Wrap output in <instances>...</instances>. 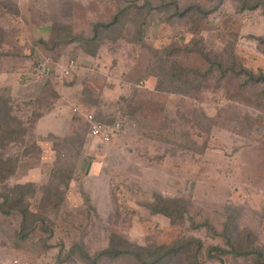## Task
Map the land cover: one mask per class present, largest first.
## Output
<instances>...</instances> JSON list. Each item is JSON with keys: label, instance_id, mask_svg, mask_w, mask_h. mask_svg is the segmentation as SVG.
Wrapping results in <instances>:
<instances>
[{"label": "rangeland", "instance_id": "obj_1", "mask_svg": "<svg viewBox=\"0 0 264 264\" xmlns=\"http://www.w3.org/2000/svg\"><path fill=\"white\" fill-rule=\"evenodd\" d=\"M144 1L0 0V94L13 98V114L37 144L31 155L20 158L9 185L29 181L39 188L50 181L52 170L73 177L48 223L52 233L39 224L22 242L16 237L22 215L0 212V264H90L77 256L69 259L67 251L79 243L94 259L109 246L112 234L141 246L195 236L203 241V254L210 246L228 249L220 234L191 228L189 217L219 232L227 216H234L240 229L251 231L257 245L264 246V93L242 88L241 79L225 65L189 93L166 81L161 72L168 63L160 69V60L176 46L182 49L174 59L199 72L208 67L200 50L225 64L235 58L240 66L264 72V43L258 39L264 38L261 9L240 12L236 0H225L202 18L169 19L171 13L155 10L143 27L142 41L133 24L127 25L116 40L104 39L95 56L84 42L64 35L51 50L43 43L53 46L55 25L68 28L65 34L89 38L95 23L108 22L121 8ZM175 1L181 10L216 3ZM184 46L192 50L186 52ZM47 60L49 74L39 69ZM71 60L76 67L61 78ZM63 87L74 90L72 108H78L74 112L70 106L71 130L45 136L40 124L41 135L36 117L53 107ZM89 113L106 125L123 121L124 126L108 142L89 137ZM124 133V146L115 148ZM45 138L58 144L50 159H42L38 145ZM8 152L22 155L23 150L12 147ZM157 193L185 200L189 217L172 225L168 217L151 214L146 204ZM40 196L37 192L31 198L32 211L38 210ZM218 254L223 262L201 256V264H256L255 256ZM59 256L65 261L59 262ZM96 264L123 262L102 258Z\"/></svg>", "mask_w": 264, "mask_h": 264}, {"label": "trees", "instance_id": "obj_2", "mask_svg": "<svg viewBox=\"0 0 264 264\" xmlns=\"http://www.w3.org/2000/svg\"><path fill=\"white\" fill-rule=\"evenodd\" d=\"M214 1L216 3L211 8L193 4L181 10L175 0H169L168 2H161L158 4L146 0L140 5L134 3L132 6L121 8L108 22L95 23L93 36L89 38L69 35L68 33H70V30L68 28L55 25L57 29L53 27V32L55 31L52 43L53 46H48L49 44L46 42L43 43L47 49L51 50L56 47V44L59 43L58 41L62 39L61 35H64L69 37L70 41L79 40L84 42L87 45L85 46V50L89 54L95 56L104 39L110 38L111 40H116L122 33L120 31L127 25L133 24L136 28V39L142 41L144 33L143 27L146 24L147 18L155 10L162 13H171L172 15L168 16L169 19L175 16L183 17L188 15L202 18L218 10L225 0ZM236 1L239 4L240 12L261 9L264 14V0ZM116 31L119 33L114 36L112 33ZM65 32L68 33L65 34ZM258 39L260 42L264 43L263 37ZM183 48L186 52L192 50L190 46H184ZM181 49V47L177 48L173 46L171 49L167 50V58L160 60V69H163L168 63V69L163 70L164 72L161 73L169 79L166 81L175 84L176 91L189 93L188 90L195 88L198 83L206 81L209 74H213L216 69L223 68L225 65V68L233 73L232 75L234 77L241 79L242 88L253 87L257 89L258 94L264 93V72L259 71L255 73L244 64L240 66L236 63L235 58H232L230 62L225 64L220 62L218 57L212 58L210 55L205 54L204 51L200 52L202 50L198 52L204 57L208 63V67L206 71L199 72L189 66L181 65L174 59L176 52ZM224 73L227 72H223V74ZM12 103L13 98L0 94V212L6 215L19 212L22 215L21 227L16 237L24 242L30 237L39 224L41 227H44L45 231L50 230L48 223L52 220L53 211L58 210L66 199V191L69 190L73 177L70 174L57 173L52 170L50 181L39 188H37L34 182L9 185V180L17 174L20 158L24 155H31L33 149H35L37 145L35 140H32L35 137L31 138L32 136L29 135L28 130L25 128V123L18 116L13 114L15 109ZM131 108L130 110H133L131 113H135L134 110H136V108ZM40 116L41 113L36 117L37 122ZM111 123L113 122H109V124ZM54 146L57 148L58 144H54ZM12 147L19 150L22 149V155H11L8 151ZM37 192H41L38 210L32 211L30 208V201ZM87 202H89V200ZM146 205L151 214H162L168 217L172 225L183 223L186 217H189L190 213L189 204L185 200L180 198H168L160 193L155 194L153 201ZM189 220L191 228L193 229L205 227L214 234H220L225 239L228 249L217 245L210 246L207 248L206 253L203 254V241L195 236L182 237L172 244L141 246L130 243L119 235L112 234L109 246L99 252L94 259H91L89 255L84 252L82 245L79 243H74L67 251L66 255L69 259L77 256L84 260V262L87 261L90 264H96L102 258L119 260V263L123 262V264H171L174 261H178L180 264H201V256L203 258L207 256V258L218 259L223 262L221 256L218 254L220 253L231 254L236 257L255 256L256 264H264V246L257 245V237L251 231L240 229L236 217L231 215L227 216L223 224V229L219 232L206 221L197 223L190 217ZM65 259L66 258L59 256L58 261L64 262Z\"/></svg>", "mask_w": 264, "mask_h": 264}, {"label": "crops", "instance_id": "obj_3", "mask_svg": "<svg viewBox=\"0 0 264 264\" xmlns=\"http://www.w3.org/2000/svg\"><path fill=\"white\" fill-rule=\"evenodd\" d=\"M72 87L74 88V86ZM72 91L74 90L71 89V87H66V88L63 87V90H59L61 98H59L57 102L52 105L53 107L41 110V116L37 122L38 123L37 128L41 135L42 133L39 127L40 124H42L43 130L46 131V133L44 134L45 136L48 134H56V135L66 134L71 130V126L73 122L72 119L74 117V114L71 112L70 106L71 108L73 107L74 102L71 100L75 99L71 94L73 93ZM60 100H62V102H60ZM56 124H58V127L55 126ZM127 137L128 136H126L125 133L124 135L122 134L123 142L119 143V145H115V148L120 149L121 145L124 146L125 144L124 140ZM38 145L42 150V156H41L42 159L44 157L49 159L53 157L55 153L54 150L55 146L53 142H51L48 138L39 140ZM128 149L132 151V148H128Z\"/></svg>", "mask_w": 264, "mask_h": 264}, {"label": "built area", "instance_id": "obj_4", "mask_svg": "<svg viewBox=\"0 0 264 264\" xmlns=\"http://www.w3.org/2000/svg\"><path fill=\"white\" fill-rule=\"evenodd\" d=\"M48 60L45 61L44 64H40L39 69L42 70V72H46L49 74L51 71V67L48 66ZM76 67L75 61L71 60L64 68H62L60 72V77H66L70 75L71 72H73L74 68ZM74 112L78 111V108H73ZM88 127H89V137H101L106 142H108L113 136L117 135L118 132H120L121 128L124 126L123 121H116L114 124H104L100 121H97L94 113H89L86 115Z\"/></svg>", "mask_w": 264, "mask_h": 264}]
</instances>
